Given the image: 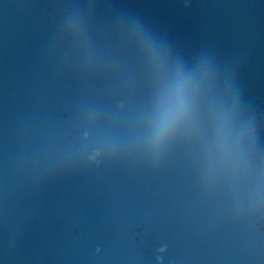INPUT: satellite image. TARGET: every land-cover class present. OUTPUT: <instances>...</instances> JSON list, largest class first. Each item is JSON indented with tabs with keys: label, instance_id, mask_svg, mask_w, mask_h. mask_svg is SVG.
Wrapping results in <instances>:
<instances>
[{
	"label": "water",
	"instance_id": "95a60500",
	"mask_svg": "<svg viewBox=\"0 0 264 264\" xmlns=\"http://www.w3.org/2000/svg\"><path fill=\"white\" fill-rule=\"evenodd\" d=\"M0 264H264V0H0Z\"/></svg>",
	"mask_w": 264,
	"mask_h": 264
}]
</instances>
